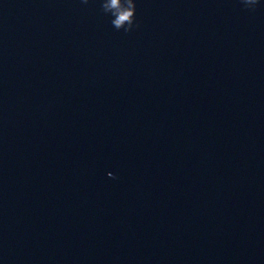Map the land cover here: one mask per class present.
Here are the masks:
<instances>
[{"label": "water", "instance_id": "obj_1", "mask_svg": "<svg viewBox=\"0 0 264 264\" xmlns=\"http://www.w3.org/2000/svg\"><path fill=\"white\" fill-rule=\"evenodd\" d=\"M104 3L0 0V264H184L147 1Z\"/></svg>", "mask_w": 264, "mask_h": 264}, {"label": "clouds", "instance_id": "obj_2", "mask_svg": "<svg viewBox=\"0 0 264 264\" xmlns=\"http://www.w3.org/2000/svg\"><path fill=\"white\" fill-rule=\"evenodd\" d=\"M83 4H87L88 0H81ZM264 4V0H243V6L246 9H256L259 5ZM104 10L112 11L116 19L112 21V24L117 28H124V30L131 31L133 25L137 27L135 20L136 15V3L135 0H105L103 4Z\"/></svg>", "mask_w": 264, "mask_h": 264}]
</instances>
